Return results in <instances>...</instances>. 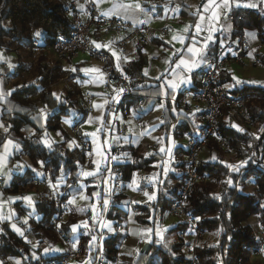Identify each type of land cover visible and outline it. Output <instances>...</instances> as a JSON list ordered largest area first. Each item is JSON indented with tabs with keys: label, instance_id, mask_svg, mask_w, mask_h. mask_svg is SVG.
Listing matches in <instances>:
<instances>
[{
	"label": "trees",
	"instance_id": "16d2710c",
	"mask_svg": "<svg viewBox=\"0 0 264 264\" xmlns=\"http://www.w3.org/2000/svg\"><path fill=\"white\" fill-rule=\"evenodd\" d=\"M67 12L63 0H0V51L15 56L16 60V65L11 70L3 71V85L9 87L10 92L0 101V121L8 128L7 132L0 134V150L5 141L11 139L14 143L13 162L28 158L34 169L39 168L43 173L42 178L48 181L55 182L63 174L64 185L61 190L70 195L73 186L79 181L80 167L87 162V154L75 146L69 148L71 138L66 134L62 121L71 119L78 122L84 119L87 112L77 101L80 90L73 82L75 75L50 60L51 54L47 50L57 36L68 38L72 33L73 27ZM231 21L233 38L239 37L247 30L255 31L257 37L264 41L263 12L236 9L232 12ZM38 31L40 36L35 35ZM35 40L39 43L40 53L32 60V56H36L31 50ZM25 59L30 61L26 62ZM141 67L142 59L125 67L123 72L132 75L136 82L141 81V85L132 86L133 96H123L118 109L124 106L140 108L147 99H158L157 87L142 86L144 80L140 75ZM223 75L224 70L218 78L222 84L226 82ZM63 79L67 80V85L54 91L53 86ZM68 87H71V90ZM147 91L151 92L149 96ZM232 92L241 93L246 97L245 109L252 126L255 127V134L228 128L229 112L225 109L221 113L217 121V139L211 140L206 146L207 151L216 152L219 158L208 163L198 162L196 172L199 176L205 175L207 181L201 180L192 185L184 206V210L196 219L195 234L201 236L217 232L218 242L211 246L199 243L193 247L190 255L184 239L167 241L170 234L186 230V223L178 222L173 229L168 230L164 241L155 233L165 212L178 199V191L182 186L187 150L178 148L174 154V170L169 171L162 184L157 187L156 198L147 207L133 205L134 221L141 226L152 228L148 253L138 254L135 258L118 256V247L123 236L115 233L101 242L104 264H115L118 258L122 264H264L261 261L250 263V257L262 245L251 228L243 225L249 217L256 216L259 225L264 228V93L247 86ZM139 100L140 105H137ZM170 108L172 109V106L167 97L164 101L165 123L162 127L171 130L175 139L182 138L186 133L192 135L196 131V125L191 120V115L178 114L173 118ZM45 138L51 143V148L43 143ZM127 150L133 157L132 161L111 165L110 170L115 174L116 182H130L134 173H149L153 170V164L160 160L157 154L141 156L130 148ZM222 154H228V161L231 162L229 165L222 163ZM38 161H44L45 165L41 167ZM104 174L105 170L94 178L85 180V183L89 185L95 180L102 182ZM34 177V171L25 170L13 179L7 192L19 191ZM246 180L252 181L255 188L253 193L240 191ZM101 186L87 188L85 194L90 195L98 189L101 202L105 199L109 201L107 209L103 208L106 219L113 221L114 226L122 224L127 218V211L120 207L124 196L116 194L110 197ZM218 186L221 191L215 195ZM66 199V196L61 197L62 202ZM18 207L17 204V210ZM72 210L67 221L61 225V231L68 238L70 227L76 223ZM58 211V205L50 197H41L34 205L35 219L30 221L32 227L25 237L30 242L37 241L38 247L56 243L51 220ZM22 213L17 212L18 216ZM87 214L88 231L79 232L77 249L79 254L91 255L93 263L100 238L97 223L92 222L89 212ZM92 236H96L97 240H92ZM8 257H18L22 260L21 264H31L28 243L11 231L6 223H1L0 264H7Z\"/></svg>",
	"mask_w": 264,
	"mask_h": 264
},
{
	"label": "crops",
	"instance_id": "0c3cea01",
	"mask_svg": "<svg viewBox=\"0 0 264 264\" xmlns=\"http://www.w3.org/2000/svg\"><path fill=\"white\" fill-rule=\"evenodd\" d=\"M91 1L99 13L107 18L115 17L149 29V45L141 46L133 41L126 45L123 52L112 51L111 54L115 67L122 71L129 63L142 59L140 71L141 79L144 80L142 86L157 87L158 99H147L140 108L139 106H124L118 109L123 94H120L118 101L113 100L117 92L111 94L104 89L102 68L95 60L86 55L68 60L66 69L68 68L75 75L73 82L78 86L80 94H89L92 97L91 112L84 117V122L83 119L78 120V122L69 119L62 121L64 128L71 124H77L79 139L78 141L75 140V147L84 150L87 154V162L80 167L79 181L76 182L75 187L73 186L74 188L70 191V195H67L66 201L63 202L71 210L73 208L72 212L76 210L84 213V216L80 214V218H77L74 224L77 225V230L73 232V225L70 227L69 239L71 240V246L75 248L78 244V226L81 222L88 225L87 212H89L92 222L97 223L99 236L102 232L112 231L114 227L113 221L107 220L105 213L103 214V203L101 202V196H99V190L97 189V191H92L90 195H86L87 188H99L102 185L105 194L109 190H116L115 194L124 196L120 207L126 211L129 208H126L127 204H130L129 201H132V205L138 204L145 207L153 201V199L149 201L146 197L145 192H147V189L143 186L144 183L152 184L156 192L157 187L162 184L167 173L174 170L176 165L175 150L178 148L185 149L184 136L175 139L171 130L162 127L165 123L163 121L164 101L168 97L170 106H172V102L183 99L187 115H191V120L196 125V131L191 136L198 138L201 134L202 115H204L205 109L203 105L191 97V93L200 88V73L216 52L218 43L215 38L222 36L232 39V44L226 48V51L230 55L234 54L237 40L232 37L233 25L229 19V17H232V12L236 9H247L264 13V0ZM137 4L140 6L139 8L135 7ZM87 5L86 1L85 4L80 6V10L86 11ZM163 28L166 29V34L160 35L159 30ZM242 35L248 40L251 52L244 54L237 60H233L224 69V75L222 76L223 79H226L224 86L233 85L230 88L225 87L230 92L247 86L259 89L261 93H264V41L257 37L255 31L246 30ZM91 41L94 48L104 49L113 46L116 37L103 35L98 29H95L92 32ZM97 44L101 47L97 48ZM2 57L11 59V55L0 51V59ZM193 60L199 67L189 72L187 69L191 67L189 63ZM179 65H181L180 68H177ZM145 71L147 75H145ZM1 73L4 72L0 68V75ZM233 77L244 81V83L236 84ZM2 80L0 77V101L10 92V88L5 87ZM140 82L139 80L136 82L133 77L134 87L140 86ZM173 83L178 84L175 91L170 87ZM185 90L187 93L182 95ZM150 91L146 92L148 96L151 93ZM105 100L108 101L107 104H104ZM94 104H104V107L97 109L93 106ZM137 105H140V103L137 102ZM114 109L115 112L112 111ZM170 114L173 118H176L178 114L185 113L181 111L177 113L170 108ZM89 117L93 118L91 123ZM227 118H229L227 126L229 125L231 129L237 131L242 129L241 125L232 117L228 115ZM0 124H2L1 121ZM4 132V128L0 127V134ZM85 133L89 135H85ZM185 135L189 134L186 133ZM80 140L84 142L82 143ZM4 144L0 150V157L3 158L2 164H0V178H2L0 184V224L6 223L11 231L28 243L31 250V261L33 255L39 254L60 257L64 251L60 242L55 241L56 243L44 244L38 247L37 241L30 242L25 237L31 226L30 221L35 219L34 205L39 201L38 195L41 192L53 189L50 187L49 181L42 178L43 175L37 174L42 173L39 168H35V177L30 183L17 192H7L16 176L23 174L25 170L33 171L34 168L29 167L33 165L28 158H24V162H13L14 143L9 146L8 153H5ZM127 148L134 150L137 155L140 154L141 156L159 155L160 160L153 164L152 172H154L151 174L134 173L130 182H116L114 179L115 174L112 172L110 178L108 171L111 168V157L112 160L114 159V164L132 161V155ZM163 148L166 149L164 153L161 152ZM214 153L216 152L202 151L199 155V161L206 163L215 161L217 155L213 159ZM17 165H24V167L17 168ZM238 167H242V165H238ZM103 170H105V174L102 182L95 180L89 185L85 183V180L95 177H83L82 175L86 171H97V175H99ZM89 175L92 174L89 173ZM138 176L144 178V182L142 180L138 182ZM63 185L64 181L61 180V186L56 191L62 192L61 187ZM115 185L118 187L117 189ZM26 196L32 197L31 203L23 199ZM81 196L86 198L81 199ZM73 198H75V203L70 204L69 200ZM17 204L19 206L18 210L16 208ZM104 208L107 209V205ZM21 211L23 213L18 216L17 212ZM127 213L126 220L120 224L124 236L118 247V255L135 258L144 244L151 243L153 232L151 227L141 226L134 221L133 216L135 213L132 211H127ZM250 219L254 218L250 217L249 222ZM25 220H27V224L24 223ZM254 221L257 222L256 218ZM177 223L178 220L176 219L163 217L158 231L155 232L158 238L164 241L167 238L166 232L173 229ZM186 234L188 241L195 236V233L191 230H186ZM104 238L101 237L100 240ZM167 241L171 242L169 238H167ZM6 260L7 264H21L22 262L18 257H8ZM91 262V255L79 254L70 264H92ZM115 264H122V262L118 259Z\"/></svg>",
	"mask_w": 264,
	"mask_h": 264
},
{
	"label": "built area",
	"instance_id": "2783aa9c",
	"mask_svg": "<svg viewBox=\"0 0 264 264\" xmlns=\"http://www.w3.org/2000/svg\"><path fill=\"white\" fill-rule=\"evenodd\" d=\"M67 6V15L73 27V31L68 38L57 36L52 45L47 47L53 56L60 62L66 59H73L80 55H86L93 60L97 61L102 68L104 77V89L111 94L118 92L119 89H124L122 96L131 97L133 92V77L124 73L119 68L115 67L112 51L123 52L129 42H136L141 46L150 44L149 29L145 26L132 24L115 17H105L99 13L94 3L91 0H63ZM87 1V10H80V6ZM232 20V17H229ZM98 29L103 35H113L116 41L110 48L96 49L92 46V32ZM160 35L166 34V29L159 30ZM216 42L218 47L216 52L209 59L206 66L200 73V88L191 93V97L204 106L205 112L202 117L201 134L198 138L191 135H184L185 148L187 154L184 161L186 162V170L182 186L178 191V199L174 202L173 206L166 212V216L179 221H183L191 229L195 231L196 219L184 210L186 200L189 196L193 183L199 180H207V177L199 176L196 172V167L199 162V155L205 149L207 144L214 139H217L216 128L217 121L221 113L226 109L242 127L243 131H247L252 127L249 114L245 109L244 103L246 97L241 93H233L228 91L224 84L218 81L219 74L224 70L233 60L239 59L244 54L251 52V46L248 40L240 35L236 38V49L234 54L227 53L226 48L232 44V39L217 36ZM264 43V42H263ZM39 43L35 40L32 42L31 50L37 51ZM2 72H3V68ZM3 77V73L0 75ZM183 93V94H182ZM184 95L186 92L183 91ZM79 106L84 109L87 114L91 112L92 97L89 94L77 95ZM140 103V100L138 101ZM172 109L179 113L184 112L187 114L186 106L183 99H178L172 102ZM115 112L116 110H112ZM228 128L229 125L227 126ZM68 130L72 135L77 134V124L68 126ZM82 143L83 140H80ZM2 178H0V184ZM75 186V185H74ZM49 195L59 205V211L52 218V229L58 235L60 242L64 248L63 254L60 257H50L33 255L31 264H70L72 260L79 255V250L71 246V240L66 237L61 231V224L63 219L68 214V209L65 204L61 202L63 194L59 191H50ZM112 197V196H111ZM130 211V208L127 210ZM21 224V222H19ZM120 226H115L114 231H119ZM195 233V232H194ZM258 240H264V228L258 227L256 229ZM108 232H102L101 237H108ZM174 238L185 239V231L178 230L175 232ZM171 236V235H170ZM173 237V236H172ZM173 240V238H171ZM263 242V241H262ZM189 247H191L190 242ZM191 249V248H190ZM102 245L98 243L97 253L95 260L92 264H104L105 258L102 256Z\"/></svg>",
	"mask_w": 264,
	"mask_h": 264
},
{
	"label": "rangeland",
	"instance_id": "374dc122",
	"mask_svg": "<svg viewBox=\"0 0 264 264\" xmlns=\"http://www.w3.org/2000/svg\"><path fill=\"white\" fill-rule=\"evenodd\" d=\"M50 52V51H49ZM33 53H35L36 54V56H32V60H34L36 57H37V54H39L40 53V51H34ZM50 54L51 55H49V57L51 58L50 60H53V62H57L58 63V66L59 67H61L62 69H66V67H67V64H68V59H66L65 61H62V62H60V60H58L55 56H53V54L50 52ZM92 59V58H91ZM30 61V59H25V61ZM26 61V62H27ZM97 62V61H96ZM66 63V64H65ZM70 63V62H69ZM98 63V62H97ZM99 64V63H98ZM9 65H12V67L10 68L9 67ZM16 65V60H15V56H13V55H11V59H7L6 57H2V59H0V68H3V71L4 70H11L14 66ZM68 69V68H67ZM3 75H4V73H3ZM1 77V76H0ZM5 78V75L3 76V77H1V79H4ZM67 80H65V79H63V80H59V82L56 84V85H54L53 86V90L54 91H57V90H59L63 85H67ZM70 90H71V87H68ZM247 101V100H246ZM246 101H245V103H246ZM245 103H244V106H245ZM247 111V110H246ZM229 115V117H232L231 116V114L229 113L228 114ZM233 118V117H232ZM70 121H73V120H71L70 119ZM83 122L85 121L84 119L82 120ZM63 126V125H62ZM65 126V125H64ZM64 128V127H63ZM254 129V131H252ZM64 130H65V132H66V134L71 138V140H77L78 141V136H76V134H74V135H72L71 133H70V131L68 130V126H65V128H64ZM247 131H248V133L249 134H252V135H254L255 134V127H251L250 129H247ZM206 150V147H205V149L203 150V151H205ZM143 153V152H142ZM140 155V154H139ZM216 155H217V153H214V156L213 157H216ZM25 158V157H24ZM24 158H20L18 161H20V162H24ZM217 158H219L218 157V155H217ZM199 159V158H198ZM221 159H222V163H224V164H227V165H229V163H231V162H229L228 161V154H222L221 155ZM132 160H133V157H132ZM112 164H114V159L112 160V157H111V161H110V165H112ZM185 165H186V162H185ZM31 169H33L34 167L33 166H31L30 167ZM185 170H186V167H185ZM185 170H184V172H185ZM109 172V171H108ZM154 172V171H153ZM152 171L151 172H149L148 174H151V173H153ZM147 174V173H146ZM144 178H141L140 176H138V182L139 181H141L142 180V182H144V180H143ZM199 181H201V180H199ZM202 181H207V180H202ZM198 182V181H197ZM227 182V184H228V181H226ZM196 183V182H195ZM194 184V183H193ZM76 185V184H75ZM144 187H146V189H147V192L149 193V194H155V189H154V186L152 185V184H146V183H144V185H143ZM75 187V186H74ZM73 187V188H74ZM115 188L117 189L118 187L115 185ZM50 191H53V190H50ZM50 191H45V192H41V194H39L38 195V198H39V200H40V198L41 197H43V196H48V197H50L52 200H53V198L49 195V193H50ZM220 191H221V187L220 186H218L216 189H215V192H214V194L215 195H217V194H219L220 193ZM242 193H253L254 191H255V188L253 187V184H252V181L251 180H246V182H245V186L244 187H242L241 188V190H240ZM115 192H117L116 190H114V191H112V190H109L108 192H107V195H109L110 197L111 196H114V195H116L115 194ZM62 194H63V196H67L65 193H63V192H61ZM62 196V197H63ZM53 202L55 203V204H57L54 200H53ZM62 202V201H61ZM130 202V204L128 203L127 204V206H126V208L127 207H129L130 208V211H132L133 213H135V211L133 210V205H132V201H129ZM58 205V204H57ZM262 205H263V203H262ZM173 206V205H172ZM58 207H59V205H58ZM66 208L68 209V214H67V216L63 219V222H62V224L64 223V222H66L67 221V218H68V216H69V212L71 213V208L70 207H67V205H66ZM129 211V212H130ZM168 211V210H167ZM166 211V212H167ZM166 212H165V214H164V216L163 217H166L167 219H171L170 217H167L166 216ZM73 216H74V219H75V221L77 220V218H80V214H82L83 216H84V213L83 212H79V211H76V210H74L73 212ZM128 214V213H127ZM252 218H254V219H250L251 221L249 222V218L243 223V225L245 226V225H247V226H249L250 228H251V230L254 232V234H255V236L257 237V234H256V229L258 228V227H261L260 225H259V223H258V221L257 222H255L254 220H255V218H256V220H257V217L255 216V217H253V216H251ZM172 219H174V218H172ZM176 220H178V219H176ZM52 221V220H51ZM80 222V221H79ZM178 222H183V221H179L178 220ZM185 223V222H184ZM251 223V224H250ZM61 224V225H62ZM83 224H85V223H83V222H81L80 223V226H78V232H81V233H86L87 231H88V227L87 228H85V227H83ZM51 226H52V223H51ZM117 226V225H116ZM118 226H120V230L119 231H114V227H113V230L112 231H110V232H108L109 233V235L108 236H110V235H112V234H115V233H120L122 236H124V233H123V231H122V227H121V225H118ZM32 226H30V228H31ZM186 230H188V231H190L191 229L189 228V227H187V229ZM186 230H184L185 231V239H184V241L188 244V252H189V254L190 255H192V249H193V247L195 246V245H197V244H199V243H205V244H207V245H215L217 242H218V233L217 232H213V233H205L204 235H201V236H197L196 234H195V236L193 237V239H191L190 241H188L189 239H187L188 238V236H187V234H186ZM54 232V231H53ZM54 234H55V237H56V241H58V242H60V239H59V237H58V235L54 232ZM99 235V234H98ZM171 236H169V239H170V241H173L175 238H174V236H176L175 235V233H173V234H170ZM173 236V237H172ZM99 238H100V236H99ZM106 238V237H105ZM171 238H173V240L171 239ZM257 238H259V237H257ZM263 241V242H262ZM260 243H261V247L259 248V250L254 254V255H252L251 257H250V259H249V261H250V263H254L255 261H261V262H264V240H262ZM99 242H102V240H100L99 239ZM122 242V241H121ZM188 242H190V245H191V247H189V243ZM61 243V242H60ZM121 244V243H120ZM191 248V249H190ZM119 256V255H118ZM120 256H124V255H120ZM118 259H120V258H118ZM121 260V259H120ZM118 261V260H117Z\"/></svg>",
	"mask_w": 264,
	"mask_h": 264
},
{
	"label": "snow or ice",
	"instance_id": "6c2138e0",
	"mask_svg": "<svg viewBox=\"0 0 264 264\" xmlns=\"http://www.w3.org/2000/svg\"><path fill=\"white\" fill-rule=\"evenodd\" d=\"M219 3H220V2H219ZM216 4H218V3H216ZM214 6H215V4H214ZM135 7H136V8H139L140 6L137 4V5H135ZM201 30H202V29H201ZM201 30H200V31H201ZM35 35H36V36H40L41 33L38 31ZM212 40H213V38H212ZM212 40H211V41H212ZM96 47L99 48V47H101V45L97 44ZM205 48H206V47H205ZM197 61H198V60H197ZM188 63H189V62H188ZM189 64L191 65V67H189V68L187 69V71H189V72H191L192 69L199 67V65L196 64L194 60H193L192 62H190ZM181 65H183V64H181ZM181 65L177 66V68H180ZM183 66H184V65H183ZM9 67L11 68L12 65H9ZM73 71H75V69H73ZM85 71H87V70H85ZM145 75H147V72H146V71H145ZM233 79H234V81H235L236 84L244 83V81H241V80H239V79H236L235 77H233ZM185 82H186V81H185ZM177 86H178V84L173 83L170 87L172 88L173 91H175V89H176ZM225 87H226V88H230V87H233V85L228 84V85H225ZM123 91H124V89H119V91L117 92V95L113 98V100H114V101H118L119 96H120V94H121ZM57 99H59V97H57ZM173 99H174V97H173ZM107 103H108V101L105 100V101H104V104H107ZM104 104H94L93 106H94L95 108H97V109H101V108L104 107ZM92 119H93V118L89 117V122H90V123L92 122ZM96 119H97V118H96ZM65 122L67 123V121H65ZM0 127H3L5 132L8 131V128H7L6 126H4L3 124H0ZM234 127H236V126L234 125ZM238 130H239V131H243L242 129H238ZM45 135H46V134H45ZM85 135H89V134H88V133H85ZM43 143H44L48 148H51V147H52L51 143H49L48 139H46V138L44 139ZM12 144H13V141H12L11 139H9V140L7 141V143L4 144L5 153H8L9 146H11ZM73 146H76V142H75L74 140L69 142V148H72ZM165 151H166L165 148H163V149L161 150L162 153H164ZM167 151H168V149H167ZM213 159H215V157H213ZM2 161H3V158L0 157V164H2ZM37 163H38L41 167H43V166L45 165V162H44V161H38ZM241 163H242V164H246L247 162H241ZM23 167H24V165H17V168H23ZM29 167H31V166H29ZM33 171H35V169H33ZM62 171H63V170L61 169V172H62ZM89 173H91L92 175H89ZM37 174H38V175H43V173H37ZM96 175H97V171H86L85 174H83L82 176H83V177H90V176H91V177H94V176H96ZM109 175H110V178H111V170H109ZM61 180L64 181V176H63V174H62L60 177H58V178L55 180V182H53V181L50 180V181H49V185H50V187H51L54 191L58 190L59 187L61 186ZM145 195H146V197L149 199V201H151L152 199H155V198H156V197H155V194H151V195H150L148 192H145ZM92 196H93V195H92ZM99 196H100V193H99ZM93 197H97V196H93ZM80 198H81V199H85L86 197L81 196ZM97 198H98V197H97ZM23 199L26 200V201H28L29 203L32 202V197H30V196L23 197ZM69 203H70V204H71V203H75V198L69 200ZM108 204H109V201H108L107 199H105V200L103 201V208L105 207V205H108ZM24 223L27 224V220H25ZM110 223H111V222H110ZM83 227L87 228L88 225H87V224H83ZM101 228H105V227H101ZM106 228H108V227H106ZM76 230H77V225H73V226H72V231L75 232ZM108 230H109V229H108ZM112 230H113V229H112ZM91 239H92V240H97V237H96V236H92ZM165 246H166V245H165ZM173 255H175V253H173Z\"/></svg>",
	"mask_w": 264,
	"mask_h": 264
},
{
	"label": "water",
	"instance_id": "95a60500",
	"mask_svg": "<svg viewBox=\"0 0 264 264\" xmlns=\"http://www.w3.org/2000/svg\"><path fill=\"white\" fill-rule=\"evenodd\" d=\"M149 248H150V244H144L140 251H139V254H147L148 251H149Z\"/></svg>",
	"mask_w": 264,
	"mask_h": 264
}]
</instances>
